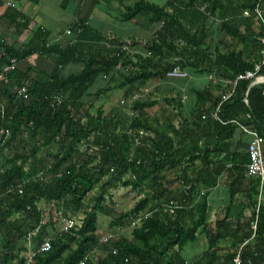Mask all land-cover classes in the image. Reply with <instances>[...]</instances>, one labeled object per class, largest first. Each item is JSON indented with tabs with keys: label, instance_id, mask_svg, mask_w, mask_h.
Instances as JSON below:
<instances>
[{
	"label": "trees",
	"instance_id": "trees-1",
	"mask_svg": "<svg viewBox=\"0 0 264 264\" xmlns=\"http://www.w3.org/2000/svg\"><path fill=\"white\" fill-rule=\"evenodd\" d=\"M115 1L117 21L136 24L143 20L146 28L158 23L161 27L148 37L120 38L104 35L78 19L72 28L75 38L64 45L61 41L48 43V32L40 29L22 49L0 44L2 65L31 56L53 64L49 72L30 64L24 71L13 70L10 76L16 84L28 85V99L18 98L8 88L0 91V128L9 129L5 149L12 151L8 158L4 149L0 161V264H79L84 260L86 264H232L236 251L251 234L259 181L251 184L252 217L246 223L242 220L245 208L231 204L225 217L211 224L206 202L193 203L195 184H208L205 170H201L213 160L222 161L218 153L210 157L207 150L216 153L222 140L229 146L240 125L264 137V86L248 89L250 79L237 80L255 71L262 54H255L254 62L247 61L241 51L225 46L223 53L224 44L213 43L239 40L246 43L247 52L256 49L257 53L258 46L263 51L264 26L255 8L260 3L264 18V0H167L162 6L148 0H135L132 5H124L127 0ZM244 12L249 15L243 16ZM210 19L220 22L214 37L208 33ZM213 61L228 73L230 92L237 80L231 97L220 106L217 120L204 111V101H198L199 107L187 127L182 126L181 135L180 126L176 130L172 121L167 126H153L148 110L157 106L158 85L166 74L175 66L185 73L188 68L205 73ZM71 64L81 69L66 73ZM257 75L264 76V65ZM100 80H105L104 85L98 87ZM144 88L148 93L132 100ZM112 91H123L126 106H115L108 113L97 107L92 112L94 101ZM57 95L64 98L60 104L52 103ZM172 95L162 98L167 106L172 107ZM202 96L197 94L199 99ZM200 119H204L201 124ZM189 123L195 132L203 123L210 124L213 143L204 142L201 136L191 141ZM18 140L17 148L14 143ZM201 143L206 147L201 148ZM43 148H50L49 159L38 156ZM223 160L224 164L229 160L231 173L243 174L248 154H230ZM192 169L196 178L191 176ZM176 170L179 174L162 181L166 173ZM40 173L46 176L44 181L38 179ZM176 182L181 190L179 202L173 204L178 193L165 187ZM119 187L129 188L127 195L137 194L129 210L113 215L109 228L129 229L133 220L144 214L148 217L131 228L129 235L101 243L98 220L116 209L112 196ZM59 211L64 216L83 215L82 225L58 234L55 219ZM230 216L233 222L228 220ZM185 217L192 218V224H187ZM43 221L29 244L26 235ZM199 229L208 248L199 258L185 260L182 251L196 241ZM232 234L236 236L232 252L222 258L216 247ZM47 237L51 248L40 252ZM251 242L243 248L241 264H262L263 205L259 206L256 237ZM97 250L101 255H94ZM29 253L34 254L30 263Z\"/></svg>",
	"mask_w": 264,
	"mask_h": 264
},
{
	"label": "crops",
	"instance_id": "crops-1",
	"mask_svg": "<svg viewBox=\"0 0 264 264\" xmlns=\"http://www.w3.org/2000/svg\"><path fill=\"white\" fill-rule=\"evenodd\" d=\"M65 2L64 4L62 2ZM149 1V0H148ZM155 1V0H154ZM158 5H165L167 0H156ZM101 2V1H98ZM11 3V5H9ZM127 2H124V5H126ZM117 3L115 0H112L108 4H102L101 3H94L92 0H0V44H4L5 46H11L15 48L22 49L26 47L29 44V40L32 39L33 34L35 31L40 29L43 33L48 32V43H56L58 41L62 42V45L66 43V41L73 40L72 38H75V35L71 33L70 35L66 34L67 29L70 27V25L78 19H84L89 26H91L94 30L98 31V29L95 27L94 23H92V20L99 19L102 16H108L109 20H112L113 22L116 21V17L118 16L117 12L114 11L115 7H117ZM56 7L62 8L63 12H66L70 10V13H67V15L70 16V18L67 19V23H64V29L59 30L58 28V20L59 19H53L51 17V12H54L56 10ZM121 9V7H120ZM61 22V19H60ZM138 23V22H137ZM132 24V23H122L123 25H129L130 27H136L138 24ZM114 24H116L114 22ZM220 25L219 21H215L214 19H210L208 21V27L209 32L212 37L215 36V32L218 30ZM142 26L143 22H142ZM146 28V26H144ZM161 27V23L150 26L146 28L150 31V35L153 34L156 30H158ZM104 35L107 36H118L120 38H124L122 36L112 34V33H105L101 32ZM210 36V37H211ZM132 38L131 36H128V38ZM217 37V36H216ZM127 38V37H125ZM216 41H221L224 45H221L223 53L226 51L225 46L230 48V51H235L236 53L241 51L243 53V57H245V60L247 61H255L257 57H255V54H258V57L262 54L260 46L256 49H252L254 52L250 53L247 52V47L245 42H240L239 40H213V43ZM228 48V49H229ZM251 51V49H250ZM212 59H214L212 57ZM32 66L40 69L45 70L46 72H49L53 68V64L48 61V59H44L38 56H31L23 61L15 62L14 63V70L18 71H24L26 70L27 66L30 64ZM36 65H34V64ZM217 64V63H216ZM215 62H211L208 64L209 69L205 73H201L196 71L194 68H188L185 69L186 71V78L182 79V77H179L181 79H171V80H163L158 85V94L160 95H169L171 92H173V98L174 102L172 103L175 108L174 116L173 118L169 119V117L164 118L163 121H160L159 119L153 118L150 116V109L148 110V117L150 119V122L153 126H159V124L164 123L165 126H167L168 121H172L174 125L176 126V130L179 127L180 135L182 130V126L187 127V121L191 122V117L196 113L197 108L199 107L198 101H204V111L207 114H211L212 118L217 120V112L226 100H228L229 96L232 95L233 89L236 85V81L232 82V89L231 92L228 90V88L231 85L230 80H228L226 77L228 76V73L224 71L223 68L219 67V64L216 65ZM49 66V67H48ZM47 67L49 69H47ZM75 67H78L76 71H79L81 69L80 65H69L65 68L66 73H70L71 71H75ZM69 71V72H67ZM30 75H34L33 72H31ZM260 76V75H256ZM255 76V77H256ZM254 77V78H255ZM175 78V77H174ZM254 78H246L250 79L252 81ZM238 79V78H237ZM252 86H258L262 87L264 86V80L257 79L255 80L249 87ZM229 92V93H225ZM203 93L205 97H200V99L197 97V94ZM231 97V96H230ZM246 98L244 99L245 102ZM199 103V104H197ZM246 103V102H245ZM171 104V105H172ZM216 116V117H215ZM200 119V124H201ZM190 124V123H189ZM200 131L197 130L194 131L195 128L191 126L190 124V139L193 141L196 137L201 136L203 137L202 140L206 143L210 142L213 143L214 140V132L213 127L208 123H203L201 125ZM251 129V128H250ZM254 130V129H253ZM261 136V135H260ZM178 136H175V139ZM263 137V136H262ZM250 136L243 134L239 127L235 130L232 139H230L229 146H225L222 140V146L220 148H217L216 153H212V149L205 148L210 154V157H214L215 154L218 153V156L221 157L220 163H215L211 161L208 165L202 167L201 165H198L199 169L204 168L201 171L205 170L206 173V181L208 184L203 185L201 182H196L195 184V194H194V201L193 203H198L205 201L207 204V214L208 218L211 224H214L216 221H219L225 217V211L229 206L236 205L238 207L243 206L245 210L243 211L244 218L242 219L244 223L248 222L250 218L252 217V201L254 199H251L250 194V188L251 184H254L256 181V177H247L245 174V167H244V173H231V165L229 160H227L224 164L223 158L229 157L230 154H245L247 151V144L250 141ZM264 139V137H263ZM202 141V142H203ZM227 141V140H226ZM229 142V141H227ZM188 144H191L190 140L187 141ZM205 144H200L201 148L206 147ZM262 153H263V159H264V142L262 144ZM220 164V165H219ZM174 173V176L176 174H179V170L172 171ZM172 172L166 173L171 174ZM191 176L193 178H196V175L193 171V169L190 171ZM165 177V176H164ZM167 178L161 177L162 181H166ZM259 181V179H258ZM260 184V182H259ZM167 191L173 190L174 192L178 193V196H176L175 200L173 201V204H177L178 198H179V192L181 190V186L178 182L174 183L171 187H165ZM264 186L262 190L258 188V196H257V205H263L264 206ZM119 197V196H118ZM127 196H124L123 198L119 197L120 200L126 198ZM255 214V213H254ZM185 217L184 220H186L187 224H192V218ZM252 221L255 219L254 217L251 218ZM229 221H234V217H231L228 219ZM241 224V223H238ZM101 234L108 232V228H106L104 225L99 227ZM238 236V235H237ZM240 236V235H239ZM236 236L232 234L230 237H227L224 241L220 242L216 250L218 251L219 255L224 258L226 254L229 252H232V245L236 241ZM197 240H200L201 242V252H199V249L195 250L194 247L191 246L190 242L187 244V246L184 247L182 251V255L185 260H194L196 258H199L205 250L208 248V244L206 241L205 236L203 235L202 229L198 230L197 234ZM246 241V240H245ZM195 242V241H194ZM252 242L247 243L246 245H250ZM190 245L191 247H189ZM185 249L187 250V256H184ZM261 252L263 253V260H264V245H260ZM192 252V253H191ZM199 254V255H198ZM264 264V262H261Z\"/></svg>",
	"mask_w": 264,
	"mask_h": 264
},
{
	"label": "built area",
	"instance_id": "built-area-1",
	"mask_svg": "<svg viewBox=\"0 0 264 264\" xmlns=\"http://www.w3.org/2000/svg\"><path fill=\"white\" fill-rule=\"evenodd\" d=\"M9 5H11V3ZM255 13L258 15V17L260 18V20L262 21V24L264 26V18L262 16V12L260 10V3H258V5L256 6ZM248 15H249L248 12L243 13V16H245V17ZM74 22L67 29V31H66L67 35H70L72 33V28L74 27ZM261 43L264 46V38L261 39ZM13 62L14 61H12L11 64L2 65L1 64V58H0V91L3 88H8L15 96H17L18 98H22V99L26 100V99H28V92H29L28 85L27 84L17 85L15 80L12 79L10 76L14 70V63ZM263 65H264V49L262 51V60L259 64L256 65L255 71L252 73L247 72L245 76H239L238 79L254 78L258 74L260 69L263 67ZM172 76L175 78H170ZM182 76H184V77H182ZM186 76H187L186 73L179 66H175L172 68L171 71H169L166 74L165 79H167V80L181 79L179 77H182V79H184V78H186ZM259 79L263 80L262 78H259ZM148 90H149L148 88H144L140 92L135 93L131 97L132 100L140 99L144 94L148 93ZM63 100H64V98L62 95L61 96L57 95L53 98L52 103L60 104ZM239 129L241 130V132L243 134H246V135L250 136V138H251L247 144L248 163L245 166V174L247 177H256L259 179V182H260L259 189L261 191L263 186H264V159H263V153H262V144L264 142V139L262 136L259 135V133L256 130L250 129V128H248L246 126H242V125L239 126ZM9 138H10L9 129L0 128V161L2 159V151L5 149L6 142L8 141ZM114 170H115L114 167L110 169L111 172H114ZM37 177L40 181H44L46 178V176H44L42 173H40ZM119 188H121V187H119ZM18 193L22 194V189H19ZM136 194H137L136 192L128 194L127 197L125 198V200H127V198L132 199V197H134ZM177 207H180V206H177ZM168 212L172 213L171 207H169ZM258 214H259V204L257 205V208L255 210V216H254L255 219L250 222V232H251L250 237L238 248V250L236 251V253L232 259V264H241L242 263L241 262V254H242L243 248L245 247V245L247 243L253 241L254 238L256 237ZM56 217H57V220L55 219L56 226H57L56 232L58 234H65V233H68L69 231L74 230V229L77 230V228H79L82 225V220L84 218L83 215H81V214H79L76 217L64 216L62 211L57 212ZM147 217H148V215L144 214L143 216L138 217L136 220H133L130 223L129 230L131 228L136 227V225H138L140 222L145 220ZM42 224H44V221L41 222L40 226H38L36 229L30 231L26 235V239H27V242L29 244H30V241L35 236H37V234L39 233ZM123 234H125V229L115 228V229H113V231L110 230L105 235H103L100 238V242L101 243L108 242L110 239H113L115 237H119ZM50 248H51V238L47 237L42 241V243L39 247V251L40 252H48L50 250ZM33 256H34V254L29 253V263L32 261ZM79 264H86V261L85 260L81 261Z\"/></svg>",
	"mask_w": 264,
	"mask_h": 264
},
{
	"label": "rangeland",
	"instance_id": "rangeland-1",
	"mask_svg": "<svg viewBox=\"0 0 264 264\" xmlns=\"http://www.w3.org/2000/svg\"><path fill=\"white\" fill-rule=\"evenodd\" d=\"M103 0H101L102 2ZM149 1H153L155 3H158V1H154V0H149ZM135 2V0H127V5H132L133 3ZM102 4H104V2H102ZM71 11L68 10L66 12H63L62 8L60 7H56V10L54 12H51V17L53 19H59L58 20V28L59 30H62L64 29V23H67V19L70 18L69 15H67V13H70ZM60 19H61V22H60ZM142 21L143 20H138V25L136 27H130L129 25H123L121 22L119 21H114L116 24H114V22L112 20H109V17L108 16H102L101 18L99 19H94L92 20V23H94L95 27L98 29L99 32H105V33H112V34H116V35H119V36H122V37H127L128 36H131L132 38L134 37H141V38H144V37H148L150 36V31L147 30L144 26H142ZM130 38V37H129ZM34 64V63H33ZM32 65V63H31ZM49 67V66H48ZM47 67V69H49ZM75 71L78 69V67H75L74 68ZM69 72V71H67ZM184 77V76H182ZM104 81L105 80H100L98 81L96 84L98 87H101L104 85ZM93 91L96 90V87L92 88ZM163 95H160L158 94V104L156 107H154L153 109L150 110V116L153 117V118H156V119H159L160 121H163L164 118H173L174 116H176L174 114V110L175 108L174 107H171V106H167L164 101H163ZM122 100L124 103H122ZM125 98H124V95H123V91H112V92H109L105 97H100L99 99H97L96 101H94V105H93V108H92V112H94V109L97 108V107H102L104 112L105 113H108L112 110V108H114L115 106H126V105H123V104H127L125 101ZM122 104V105H121ZM173 106V104H172ZM20 141H16L14 143V146H16L17 148L20 146ZM52 148V147H51ZM54 149H56L55 147H53ZM81 149H83V147H81ZM48 150H50V148H43L40 150L38 156L39 157H47V152ZM4 153L5 155L9 158L11 156V149H5L4 150ZM47 159H49V157H47ZM165 176V177H164ZM163 176V178H167V177H172L174 176V173H171V174H165ZM129 188H118L116 189V193L113 194L112 196V201L114 203H116V209L109 215L107 216H100L99 217V220H98V227H101V225L105 226L106 228H108V231H110L111 229L109 228V222L110 220H112L113 218V215H116L117 212H119L120 210H129L132 205L134 204L133 200L134 198L132 197V199H128L125 200L122 199L120 200L119 197L123 198L124 196L127 195V192H128ZM264 193V191H263ZM119 196V197H118ZM114 198V199H113ZM255 216V214H254ZM113 231V230H111ZM129 229L128 228H125V235H129ZM99 232L101 233L102 231H100L99 229ZM107 233V232H106ZM106 233H103L101 234V236L105 235ZM189 247H194L195 250L199 249V252H201V242L200 240H197L193 243H191V246L188 245ZM30 247V245H29ZM19 248L22 249L23 248V244L20 243L19 244ZM187 250L188 249H185V253H184V256L186 257L188 254H187ZM192 253V252H191ZM94 255H101V253L99 252V250H97ZM199 255V254H198Z\"/></svg>",
	"mask_w": 264,
	"mask_h": 264
},
{
	"label": "water",
	"instance_id": "water-1",
	"mask_svg": "<svg viewBox=\"0 0 264 264\" xmlns=\"http://www.w3.org/2000/svg\"><path fill=\"white\" fill-rule=\"evenodd\" d=\"M259 78H262V79L264 80V76H263V75L257 76L256 78H254L252 81L249 82L248 87H249V86H250L255 80H257V79H259ZM245 102H246V105L250 108V105H249V102H248L247 99L245 100Z\"/></svg>",
	"mask_w": 264,
	"mask_h": 264
},
{
	"label": "bare ground",
	"instance_id": "bare-ground-1",
	"mask_svg": "<svg viewBox=\"0 0 264 264\" xmlns=\"http://www.w3.org/2000/svg\"><path fill=\"white\" fill-rule=\"evenodd\" d=\"M173 77V76H172ZM174 78V77H173Z\"/></svg>",
	"mask_w": 264,
	"mask_h": 264
}]
</instances>
